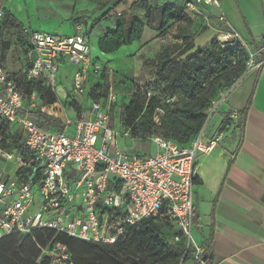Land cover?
Masks as SVG:
<instances>
[{"label":"built area","instance_id":"built-area-1","mask_svg":"<svg viewBox=\"0 0 264 264\" xmlns=\"http://www.w3.org/2000/svg\"><path fill=\"white\" fill-rule=\"evenodd\" d=\"M201 6L219 10L220 0L184 3L189 12H198ZM4 9L0 0V17ZM217 19L226 20L223 14ZM217 37L238 39L230 32ZM25 48L20 73L0 63V239L50 230L83 242L113 244L153 219L179 230L186 251L178 264H206L202 254L207 243L198 244L192 235L194 179L199 154L216 145L220 132L207 139L205 122L185 146L153 134L145 139L154 146L153 152L131 154L117 139L132 137L122 121L113 119L117 93L109 83L105 96L92 99L88 111L82 106L59 127H41L44 112L38 94L27 93L24 85L41 80L55 91L60 63L70 62L75 66L72 95L78 96L91 70L102 77L109 69L90 58L88 36L79 23L69 35L27 31ZM263 63V58L251 54L244 73ZM238 79L211 102L206 121ZM56 251L54 264H71L65 245L58 244Z\"/></svg>","mask_w":264,"mask_h":264},{"label":"trees","instance_id":"trees-1","mask_svg":"<svg viewBox=\"0 0 264 264\" xmlns=\"http://www.w3.org/2000/svg\"><path fill=\"white\" fill-rule=\"evenodd\" d=\"M184 3L182 7L165 3L157 9L158 36L171 33L172 39L180 43L165 47L148 60L153 65L155 84L161 88V93L156 95L135 90L125 103L122 123L132 138L145 140L154 134L183 146L189 145L205 124L211 102L218 97L220 91L230 87L245 72L249 53L239 39L222 43L217 38H212L207 45L195 47L191 41L187 42L184 34L178 33L179 29H186L193 23L190 16L193 12L185 10ZM131 7L143 10L145 22L131 15V12H125L126 16L98 39L101 52H112L121 46L132 44L140 39L145 25H152L155 12L153 6L145 0H137ZM173 24L175 32L168 31ZM2 29L23 31L22 25L6 9L0 17V32ZM166 29L168 30L165 31ZM26 44L27 41L24 51ZM104 86V83L92 85L89 91L91 98L104 97L107 91ZM102 88L104 90L97 93ZM24 90L27 93L35 91L44 105L57 100L55 91L44 86L41 80L33 85H24ZM69 103L76 112L82 108L75 99H70ZM42 119L39 122L41 127H59L57 118L51 115L43 113ZM239 121L237 124L240 126L242 123L239 124ZM229 122L226 117L221 126L224 127ZM197 220L194 208L193 223ZM161 225L175 231L173 243L165 241L161 235ZM50 237V244L66 246L71 264H178L186 251L184 239L174 225L149 219L132 228L127 238L113 244L83 242L61 234L55 235L50 230L6 236L0 239V262L9 258L15 264H46L44 261L35 263L38 252L36 247L37 244L47 242Z\"/></svg>","mask_w":264,"mask_h":264},{"label":"rangeland","instance_id":"rangeland-1","mask_svg":"<svg viewBox=\"0 0 264 264\" xmlns=\"http://www.w3.org/2000/svg\"><path fill=\"white\" fill-rule=\"evenodd\" d=\"M6 7H8V0H2ZM15 2V8L11 5L12 13L18 20L17 23L22 25V32L14 29H2L0 32V63L3 64L9 71H16L20 73L21 63L23 62V47L26 43L27 31L40 30L52 34H73L75 25L77 23L81 26V31L87 33L90 58L95 60L98 64L105 66L109 69V74L104 72L102 77L99 74H94L92 70L88 73L87 80L84 83V89L80 95H72V76L75 71V66L70 62L60 63L57 83L56 94L63 97V94L68 93L69 98H78L82 100L83 107L89 106L92 102L89 95L92 85L97 83H109L115 90L116 102L113 105V119L116 122L123 121V107L128 101L131 93L135 90L144 91L149 94L159 95L161 88L157 87L154 78L153 65L148 61L154 58L165 47L171 46L174 43L179 44L180 41L172 39V34L159 35V15L158 8L165 3H172L177 6H183L186 0H145L155 8L154 20L151 26H144L140 39L134 41L130 45H124L112 52H101L98 47V39L108 30H112L117 22L125 17L126 13H130L139 20L145 22L144 12L140 9H133L131 5L137 0H9ZM205 6L199 8V13H191L193 23L186 29H179L178 33L184 34L190 42L195 46H205L212 38H217L220 42H227L233 40L228 38L220 40L217 37L222 33V22H215L214 19L216 9ZM209 10L214 14H210ZM126 12V13H125ZM11 13V12H10ZM11 13V15H13ZM13 15V16H14ZM207 16V19L205 18ZM213 22L211 23V21ZM218 21V20H217ZM211 26H210V25ZM175 24L171 25L169 30L174 31ZM220 30V31H219ZM175 32V31H174ZM254 35L259 36L264 33L263 27L259 28L257 25L253 29ZM250 38V36H249ZM247 47V46H246ZM249 56L252 54L256 57V47H247ZM19 68V69H18ZM106 87V86H104ZM104 90V88L97 90ZM100 91V92H101ZM82 98V99H81ZM64 100V98H62ZM41 110L47 114L57 118L59 123L63 119L72 117L70 112L72 105L65 102L64 106L61 105L58 97L57 100L49 105L41 103ZM221 107L219 108V110ZM219 110L208 118L205 126V136L212 137L217 130L221 117ZM57 125H54L56 127ZM226 131V130H225ZM220 141L217 142V150L221 158H229L231 154V145L233 142V135L227 130ZM120 148L128 150L129 153L147 154L154 151V146L148 144L144 139H132L117 137ZM206 140V139H205ZM161 235L165 241L173 243L175 231L167 226L161 225ZM194 230V226L192 228ZM45 236V235H43ZM52 238L50 237L44 244H37L36 251L37 257L35 263L44 261L46 264H54L57 257V245L50 244ZM0 264H15L13 260L2 259Z\"/></svg>","mask_w":264,"mask_h":264},{"label":"crops","instance_id":"crops-1","mask_svg":"<svg viewBox=\"0 0 264 264\" xmlns=\"http://www.w3.org/2000/svg\"><path fill=\"white\" fill-rule=\"evenodd\" d=\"M10 3L15 8V2L8 0L6 7L12 13ZM216 10L215 16L209 10L215 17L212 29L223 14L222 32L236 33L247 47H256V58L264 59V33H253L256 25L264 29V0H220ZM69 96L57 95L63 106ZM219 108L220 123L214 134L220 132V141L227 130L232 133L231 154L221 158L214 145L197 158L194 208L198 220L192 235L198 244L207 243L202 254L206 264H264V63L244 73ZM71 111L73 115L75 110ZM233 111L237 115L232 117ZM226 117L230 124L222 127Z\"/></svg>","mask_w":264,"mask_h":264}]
</instances>
